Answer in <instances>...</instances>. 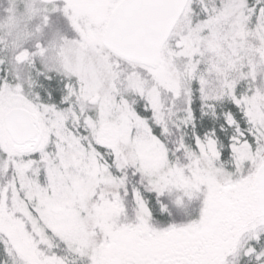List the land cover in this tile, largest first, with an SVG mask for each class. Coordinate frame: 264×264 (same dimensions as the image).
<instances>
[{"label": "snow or ice", "instance_id": "snow-or-ice-1", "mask_svg": "<svg viewBox=\"0 0 264 264\" xmlns=\"http://www.w3.org/2000/svg\"><path fill=\"white\" fill-rule=\"evenodd\" d=\"M0 264H264V0H0Z\"/></svg>", "mask_w": 264, "mask_h": 264}]
</instances>
